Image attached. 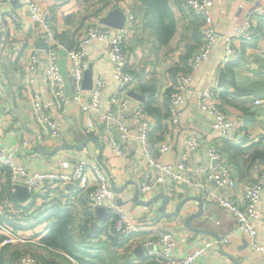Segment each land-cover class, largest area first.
Masks as SVG:
<instances>
[{
  "label": "crops",
  "instance_id": "1",
  "mask_svg": "<svg viewBox=\"0 0 264 264\" xmlns=\"http://www.w3.org/2000/svg\"><path fill=\"white\" fill-rule=\"evenodd\" d=\"M36 1L44 10L46 17L56 25L57 35L63 43L59 50V64L66 78L65 87L69 95H72L73 89L69 81L68 51L74 46L79 35L89 24L101 22V18L111 9L119 8L124 13L131 10L129 8L135 10L136 23L133 21L129 24L125 43L131 54L130 64L138 78L133 90L140 93L144 101L131 96V106L145 105L146 112L154 123L150 134L154 144L164 139L171 141V150L162 153L161 160L165 163L181 160L186 150L187 139L189 137L198 139V147L188 157V169L184 178L170 180L167 185H162L157 193H166L171 197L166 207L168 212L173 211L183 198L193 195L203 197L202 213L192 220L193 226L201 228L199 231L187 228L184 223L187 215L199 210L201 205L197 199L187 201L179 215L174 217L161 213L160 198L152 203L149 210L145 204L135 200V182L138 183L143 161L142 147L131 116L127 117L131 129L127 145L128 154L125 156L115 154L109 146H102L101 158L116 185L123 186L116 192L119 202L131 218L143 223V217L147 216L145 222L156 220L170 229L176 240L172 253L177 257L187 256L207 239L218 240L219 236L223 238L229 235L228 242L221 244L217 242L212 245L194 264H264V251L254 249L245 234L230 233L237 226V220L228 208L219 202L220 194L236 202H242L245 188L253 181L257 170L264 167V159L258 155L259 151H264V17L254 12L255 7L264 0H214L216 42L208 58L195 70L193 79L187 84L186 102L179 107L180 123L176 128H171L168 123L170 120L167 117V94L177 84L179 72L188 67L192 52L202 41L199 21L184 11L181 0H169L176 19V31L168 42L162 44L156 38L151 17L146 14V8L140 0H108L105 7L101 0ZM11 11L20 15L21 25L10 19ZM0 12V31L3 34V41L0 44V75L4 82L6 81L7 84L3 85L8 91V95L0 99V147L8 149L13 145H19L15 156L16 162L31 172L71 170L74 159L80 154L88 158L90 163L99 162L97 156L100 149L94 140H88L89 137L84 132L81 111L73 103L66 106L64 113L56 108L51 109L63 138L59 141L46 138L47 140L40 143V148L38 147V126L30 108L31 96L24 90L22 84L29 54L35 50L39 62L35 73L36 81L31 91L37 92L41 99H47V88L41 82L47 47H40L39 42L42 40L40 26L31 24L28 11L19 0H0ZM247 17L253 21L254 38L247 42H237L238 55L228 64L224 63L226 39ZM115 33L116 28L111 27L110 36L114 37ZM45 44L47 45L46 42ZM108 48V41L92 40L88 44L86 56L88 66L90 64L92 66L94 82L98 79L105 82L101 94V106L104 109L109 107V96L116 83ZM222 71L226 79L220 86L218 80ZM230 79L235 84L228 86ZM205 88L219 94L223 110L238 116L241 122L238 142L222 140L213 128V115L198 109V94ZM257 99L262 102L256 103ZM149 100V107L153 110L148 108ZM24 140L28 142V146L21 144ZM83 143V148L86 149L78 152L80 148L75 145ZM211 148L222 153L224 161L233 169L239 180L236 187L231 189L220 187L196 172L198 166L212 162ZM157 154L160 155L159 152ZM86 173L87 177L80 187L72 184L55 185L49 190L39 192L36 198L37 207L32 212V216L37 217L38 222L35 226L21 229L34 239L31 243L42 247L38 242L54 221L53 217L47 216L48 210L52 207H68L73 211L74 219L81 221V213L87 202V191L90 186L96 184L90 165L86 167ZM8 180V170L0 167V184ZM13 193L12 198L21 202L14 198ZM32 200L33 198H28L25 202L32 203ZM94 215V221L100 223L95 212ZM256 225L258 233L255 240L264 245V190ZM137 237L138 234L134 235L130 242L123 245L107 240L100 242L103 257L110 264H135V258L144 259L145 254L140 257L136 252ZM60 258L64 257L54 256L51 259L57 261ZM70 258L75 261L74 258ZM72 260H69L70 263L75 264Z\"/></svg>",
  "mask_w": 264,
  "mask_h": 264
},
{
  "label": "built area",
  "instance_id": "2",
  "mask_svg": "<svg viewBox=\"0 0 264 264\" xmlns=\"http://www.w3.org/2000/svg\"><path fill=\"white\" fill-rule=\"evenodd\" d=\"M19 1L28 11L31 24L40 26V37L47 43L45 68L41 78L42 84L48 91L47 99L43 100L37 92L31 91L32 85L36 81L35 73L39 62L35 50L29 54L22 84L24 90L31 96L30 108L33 119L38 126L37 141L41 143L47 140L46 138L59 141L63 138L60 127L51 114V109L56 108L59 112L64 113L66 106L73 103L81 111L86 136H97L104 145L112 149L113 153L125 156L129 151L127 145L131 135L127 117L131 116L142 147L143 167L138 178L142 198H151L162 188V185H167L170 180L184 178L188 169V157L198 147V139L195 137L187 139L186 150L181 160L175 163H165L161 160L162 153L171 150V141L169 143L160 140L154 144L150 136L154 123L150 120L145 107L142 105L131 106L130 91L138 83V79L130 64L131 54L126 48L125 40L129 31V24L135 19L133 11L127 12L128 23L123 28L116 29L114 37L110 36L111 27L100 22L89 24L79 35L75 45L68 51L70 60L69 81L73 89L72 95H69L65 87L66 78L59 64V50L63 47V43L57 35L56 25L46 17L44 10L41 9L36 0ZM182 2L187 12H192L191 15L200 21L202 42L189 59L188 71L179 72L177 84L167 94V103L170 109L169 120L173 128L178 127L180 123L179 107L186 102L187 84L193 79L195 70L212 52L217 38V27L213 15L215 1L182 0ZM254 12L262 18L264 17V1L255 7ZM9 17L15 24H22V19L17 12L11 11ZM254 35L253 21L247 17L227 37L223 62L228 64L238 55L237 42L251 41ZM95 39L109 42L108 55L115 70L116 83L109 96L107 109L101 106L104 80H96L90 89L83 85L85 69L88 67L86 61L87 47ZM7 45L11 46V44ZM3 83L7 84L0 75V99L8 95ZM255 102L260 103L262 100L257 99ZM198 109L213 115V128L222 140L232 143L240 140L241 122L238 116L222 109L219 94L210 88L203 89L198 94ZM21 144L29 145L26 140ZM19 148V145H13L8 149L0 147V167L8 170L9 174V180L0 184V214L5 217L4 220H0V234L3 236L0 246H22V244L34 242L31 235L23 233L21 229L29 224L35 226L37 223L32 212L37 207L36 198L39 196V192L49 190L55 185L82 186V181L87 177L86 167L88 165L94 172L96 184L90 186L87 191V202L83 207L81 218L87 216V210L95 212L96 207L109 205L110 214L108 218L99 223L101 229L99 237L108 240L116 237L121 242L126 243L138 234L136 239L138 245H142L144 248L145 258H135V264H194L212 245L217 242H228L230 239L229 235L224 236L220 241L207 239L203 245L197 247L187 256L177 257L172 253L176 244L173 232L156 220L145 222L148 219L147 216L143 217V223L134 221L118 201L117 192L110 183V176L98 162L90 163L88 158L79 153L80 156L74 159V166L71 170L31 172L16 162L15 156ZM210 155L211 161L216 159V163L202 164L196 168V172L220 187L229 189L236 187L239 180L230 165L224 161L222 153L211 148ZM19 183L28 187L31 192L30 198H33L32 203L17 202L12 198V193L16 190L15 184ZM263 190L264 167H261L257 170L253 181L245 188L242 202H236L231 198L219 195V202L225 205L237 220V226L230 233L233 235L245 234L252 247L260 251H264V245L257 243L255 238L258 233L256 220L259 218V204ZM146 209H151V206H147ZM8 219H12L24 227H14L8 222ZM74 230L79 232L78 223L75 224ZM38 244L45 249L49 250L50 248V246L43 244L41 239ZM18 250L20 253L17 256L16 264H40L32 251Z\"/></svg>",
  "mask_w": 264,
  "mask_h": 264
},
{
  "label": "trees",
  "instance_id": "3",
  "mask_svg": "<svg viewBox=\"0 0 264 264\" xmlns=\"http://www.w3.org/2000/svg\"><path fill=\"white\" fill-rule=\"evenodd\" d=\"M140 1L146 8V14L151 17V24L156 38L161 44L168 42L176 31V19L170 7L169 0ZM188 69L189 67L184 70ZM228 84L234 85L235 83L232 79H230L228 81ZM149 106L150 100L148 101V108H150ZM167 109V117L169 118V106L167 107ZM150 110L153 109L150 108ZM258 155L262 159H264V151H259ZM86 215L87 216L84 218L82 217L81 221L79 222V220L76 221L74 219V213L68 207L56 206L48 210L47 216L53 217L54 221H52L46 232L42 235L41 242L47 246H50L49 250L46 249L48 252L55 254V256L64 257L63 259L65 260V262L61 260L56 261L55 259L51 258L49 259L47 256H41L42 264H68L70 263L69 260H72L70 257L75 259V264H110L102 255L103 251L101 252L100 250L102 249L100 242L107 240L109 242L122 245L124 244V242H121L116 237H112L111 240L100 238V227L94 229L92 226L94 212L91 210H87ZM4 219L5 217L0 214V220ZM35 219L36 222H38V218L36 217ZM8 222L17 228L24 227L21 224L16 223L12 219H8ZM76 222H78L79 232H75L74 230ZM81 222H84V224H81ZM31 226L32 225L29 224L26 226V228H29ZM2 237L3 236L0 234V241ZM3 246V249L9 247V245ZM15 252L16 253H13L15 257L13 256L10 259V264H16V254L18 256L20 252L18 249ZM1 258L4 259V256L1 255ZM72 261L74 262V260ZM0 264L6 263L2 259H0Z\"/></svg>",
  "mask_w": 264,
  "mask_h": 264
},
{
  "label": "water",
  "instance_id": "4",
  "mask_svg": "<svg viewBox=\"0 0 264 264\" xmlns=\"http://www.w3.org/2000/svg\"><path fill=\"white\" fill-rule=\"evenodd\" d=\"M125 21H126V15L123 12V10H121L119 8L111 9L104 17L101 18V23H103L105 25H108V26H111V27H114V28H122L124 26V24H125ZM2 37H3V34L0 31V44L3 41ZM39 45L42 48L47 47L45 42L42 41V40L39 42ZM225 79H226L225 73L223 71L220 72L218 84L220 86H222L224 84V82H225ZM93 82H94V80H93V77H92V66L90 64L85 69L83 85H84L85 88H91L92 85H93ZM130 96H132V97H134L136 99H140V100L144 101V97L140 93H138V92H136L134 90L130 91ZM88 140H94L97 143V145H98V147L100 149V152L98 153V156H97L98 161L104 167V169L107 171V173L110 175V181H111L112 187L115 190H121L123 188V186H117L116 185V183L113 181V179L111 177V173H110L108 167L105 165V163L103 162V160L101 158V148H102V146H101L100 142L95 137H89ZM38 143H39L38 147L40 148V142H38ZM75 147L83 148L84 147V143L83 144H76ZM212 162H213V164H215L216 160L213 159ZM135 183H136L135 200H137L138 202H141V203L145 204V206L149 207V206L152 205V203L156 199L160 198L162 200V205L159 207V210L161 211L162 214H165V215H169V216H173V217L174 216H178L179 212H181L182 208L184 207V205H185V203L187 201H189L191 199H197L199 201L200 205H201L199 210L187 215L184 218V223H185L187 228H189V229H191L193 231L201 230V228L192 225V220L195 217H198L202 213V207H203V204H204V198L203 197L193 195V196H188L186 198H183L182 200H180L176 204V206H175L173 211L168 212L166 210V207H167V205H168V203L170 202V199H171V197L168 194H166V193H157L156 195L152 196L149 199H144V198L141 197L138 183L137 182H135ZM15 188H16V191L13 193L14 198H16L17 200H19L21 202H25L28 198H30L31 192L29 191V189H28V187L26 185H23L22 183L15 184ZM95 213H96L97 218L100 221H105L108 218L109 214H110V206L109 205L108 206H98V207L95 208ZM92 226H93L94 229H97L100 226V224H99L98 221H94ZM221 238L222 237L219 236L218 240L220 241ZM219 244H221V242H219ZM136 252H137L138 256L141 257L144 254L143 246L142 245H138L136 247Z\"/></svg>",
  "mask_w": 264,
  "mask_h": 264
},
{
  "label": "rangeland",
  "instance_id": "5",
  "mask_svg": "<svg viewBox=\"0 0 264 264\" xmlns=\"http://www.w3.org/2000/svg\"><path fill=\"white\" fill-rule=\"evenodd\" d=\"M102 1V3H103V7H105L106 5H107V2H108V0H101ZM181 3H182V0H181ZM129 9H131V11H133V13L135 14V19H134V24L136 23V19H137V15H136V13H135V10H133L132 8H129ZM130 11V10H129ZM184 11L187 13V14H190L191 15V13H189V12H187V10L184 8ZM128 12V11H127ZM127 12H125V15H126V21H125V24H127L128 23V21H127ZM195 20H196V18H194ZM198 20V19H197ZM199 21V20H198ZM101 23V22H100ZM132 23V22H131ZM199 23H200V21H199ZM88 24V23H87ZM125 24H124V26H125ZM86 26V25H85ZM123 26V27H124ZM122 27V28H123ZM116 29H119V28H116ZM195 51V50H194ZM193 51V52H194ZM193 52H192V54H193ZM191 54V55H192ZM191 57V56H190ZM188 70H184V72H187ZM137 77V76H136ZM138 79V78H137ZM228 86H229V84H228ZM170 91V90H169ZM168 91V92H169ZM145 106V105H144ZM170 112V111H169ZM168 123H170V122H168ZM171 125V128H173V125L172 124H170ZM91 137H95L99 142H100V144H101V146H104V144L100 141V139L97 137V136H91ZM164 141H166V142H169L170 143V140L169 139H164V140H162V142H164ZM81 149H84V148H80L79 150H81ZM86 149V148H85ZM216 160V159H215ZM94 162V161H93ZM99 163V162H98ZM100 164V163H99ZM212 164H213V162H212ZM101 165V164H100ZM102 166V165H101ZM103 167V166H102ZM103 169H104V167H103ZM105 170V169H104ZM106 171V170H105ZM106 173H107V171H106ZM108 174V173H107ZM109 175V174H108ZM110 176V175H109ZM68 185V184H67ZM73 185V184H72ZM90 189V188H89ZM76 221H78L77 219H76ZM76 223H78V222H76ZM75 223V224H76ZM32 244H34V243H25V244H23L22 246H9V247H6V248H4L3 249V247L4 246H0V259H2L6 264H10V259H11V257H15V255L13 254V253H16L15 251L17 250V249H25V250H30V251H32L33 253H34V255L38 258V260H39V263L40 264H42V260H41V256H47V257H49V258H53L54 256H55V254H53V253H51V252H48L46 249H44V248H42V247H39V246H37L36 244H34V245H32ZM1 255H3L4 256V259L3 258H1ZM52 256V257H51ZM16 258H17V254H16ZM59 260H61V261H63V262H65V260L64 259H59ZM70 264H72V263H70Z\"/></svg>",
  "mask_w": 264,
  "mask_h": 264
}]
</instances>
